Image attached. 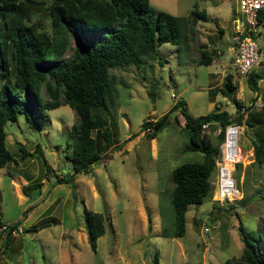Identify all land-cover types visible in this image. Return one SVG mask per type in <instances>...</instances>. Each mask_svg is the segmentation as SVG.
Segmentation results:
<instances>
[{
	"label": "rangeland",
	"instance_id": "1",
	"mask_svg": "<svg viewBox=\"0 0 264 264\" xmlns=\"http://www.w3.org/2000/svg\"><path fill=\"white\" fill-rule=\"evenodd\" d=\"M149 4L152 15L159 9L186 15L195 7L207 17H197L180 43L157 45L161 61L146 58L138 66L109 69L115 94L103 116L113 118L118 141L86 171L55 181L71 172L69 129L77 116L67 104L45 109L47 119L40 127L29 124L23 112L4 122L5 143L15 161L0 166V220L17 222L20 230L11 232L7 245L5 230H0V264H224L242 250L240 230L256 232L264 219V199L261 192L255 193L264 184V165L261 171L249 165V174L243 173L253 159L252 140L264 134V125L245 123V118L264 114V107H253L255 98L264 101V65L251 70L260 75L256 90L250 89L247 74L233 70L230 32L235 0H149ZM34 18L49 30L45 9ZM88 36L95 38L96 32ZM200 50L211 55L208 64L197 63ZM227 77L234 87L224 93ZM178 98L184 99L192 116L214 106L230 117L240 113L241 106L245 111L237 123L235 157L225 163L232 169L236 190L218 200L213 185L200 204L188 203L184 232L173 236L170 170L180 162L200 160L202 154L185 149L188 137L179 109L167 115L153 138L145 136L142 123L162 114ZM202 131L216 142L218 126L206 124ZM19 145L37 150L20 158ZM235 162L241 163L238 173ZM84 207L103 215L104 232L94 249L87 238ZM33 225L35 229H29ZM259 250L264 252L261 245Z\"/></svg>",
	"mask_w": 264,
	"mask_h": 264
},
{
	"label": "trees",
	"instance_id": "2",
	"mask_svg": "<svg viewBox=\"0 0 264 264\" xmlns=\"http://www.w3.org/2000/svg\"><path fill=\"white\" fill-rule=\"evenodd\" d=\"M41 9L49 17V30L34 18ZM151 13L149 0H0V166L15 161L14 153L5 143L3 124L14 120L18 112L24 113L29 124L40 127L47 119L45 109L67 104L75 111L76 121L69 129L71 172L57 177L56 182L86 171L106 148L118 141L116 125L111 123L113 118L103 116L108 114L107 108L113 104L115 94L109 69L131 63L138 66L146 58L158 57L157 45L164 41L180 43L197 17H207L195 7L186 15L162 9ZM91 31L96 32L95 38L88 36ZM67 49L69 52L65 54ZM157 60L161 61L159 57ZM210 61L211 55L200 50L197 63ZM259 77L255 71L247 73L250 89H257ZM233 87L227 77L222 91L226 93ZM235 105L241 104L235 100ZM214 107L192 116L184 99L178 98L162 114L154 119L145 118L142 123L145 136L153 138L165 125L167 115L179 109L188 137L185 149L202 154L200 160L183 161L170 170L173 236L184 232L187 204H200L213 189L215 159L219 156L225 126L240 123L241 112L230 117L226 110ZM204 122L218 126L215 143L202 131ZM245 123L264 125V114L245 118ZM146 127H149L147 131ZM251 147L253 159L243 168L244 174H249V165L262 170L264 134L252 140ZM19 148L20 158L37 150V146L32 151L24 150L21 145ZM235 163L238 173L241 163ZM260 192L264 199V184L255 191ZM253 195L256 194L250 196ZM83 210L87 238L94 249L96 238L104 232L103 215L86 207ZM0 224H4L7 245L17 222L6 224L0 220ZM240 233L243 240L240 254L229 257L224 264H264V252L259 250V245L264 248V219L256 232L241 229Z\"/></svg>",
	"mask_w": 264,
	"mask_h": 264
},
{
	"label": "built area",
	"instance_id": "3",
	"mask_svg": "<svg viewBox=\"0 0 264 264\" xmlns=\"http://www.w3.org/2000/svg\"><path fill=\"white\" fill-rule=\"evenodd\" d=\"M237 11L231 17V47L234 50L230 58L233 70L239 75H246L252 67L264 65V0H235ZM171 96H174L171 93ZM264 106V101L257 97L253 102L255 109ZM240 111H245L241 106ZM206 122L201 124L202 130ZM237 123H229L224 128V137L219 144V156L215 159L214 188L215 199L223 200L236 190L232 169L228 170L224 161L231 160L236 152ZM149 127H146L147 131ZM230 136V137H229ZM233 161V160H232ZM231 161V162H232ZM233 168V167H232ZM213 188V189H214ZM0 230H4V224ZM19 226L10 233L15 234ZM17 233V232H16ZM12 235V234H11Z\"/></svg>",
	"mask_w": 264,
	"mask_h": 264
},
{
	"label": "bare ground",
	"instance_id": "4",
	"mask_svg": "<svg viewBox=\"0 0 264 264\" xmlns=\"http://www.w3.org/2000/svg\"><path fill=\"white\" fill-rule=\"evenodd\" d=\"M229 137H230V136H229ZM237 146H238V145H237V143H236V147H237ZM237 149H238V147H237ZM234 157H235V156H233L232 158H234ZM232 158H231V159H232ZM226 161H227V160H225L224 163H226ZM228 161H229V160H228ZM226 167H227V166H226ZM227 169H228V167H227ZM228 170H229V169H228Z\"/></svg>",
	"mask_w": 264,
	"mask_h": 264
},
{
	"label": "water",
	"instance_id": "5",
	"mask_svg": "<svg viewBox=\"0 0 264 264\" xmlns=\"http://www.w3.org/2000/svg\"><path fill=\"white\" fill-rule=\"evenodd\" d=\"M151 96V100H153V96L152 95H150ZM74 189V188H73ZM73 191V190H72ZM73 196H75V192L73 191Z\"/></svg>",
	"mask_w": 264,
	"mask_h": 264
}]
</instances>
